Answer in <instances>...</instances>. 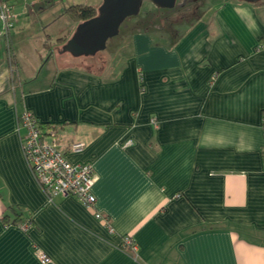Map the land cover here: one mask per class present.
Returning a JSON list of instances; mask_svg holds the SVG:
<instances>
[{"label":"crops","instance_id":"0c3cea01","mask_svg":"<svg viewBox=\"0 0 264 264\" xmlns=\"http://www.w3.org/2000/svg\"><path fill=\"white\" fill-rule=\"evenodd\" d=\"M7 1L22 33L11 64L0 34V264H264V4L219 0L182 33L133 31L96 69L47 56L49 0ZM24 109L70 162L91 163L92 208L48 201Z\"/></svg>","mask_w":264,"mask_h":264},{"label":"built area","instance_id":"2783aa9c","mask_svg":"<svg viewBox=\"0 0 264 264\" xmlns=\"http://www.w3.org/2000/svg\"><path fill=\"white\" fill-rule=\"evenodd\" d=\"M14 13L7 0H0V34H6L14 25ZM18 126L23 129L21 145L26 161L39 186L45 192L48 201L56 196L72 195L86 208H92L95 196L91 191L94 182L91 163H72L64 155L56 140V130L53 126L42 128L36 116L27 109L18 115ZM82 143L72 145L73 150H79ZM264 154V153H263ZM94 217L102 220L108 229L112 227L106 216L94 211ZM26 230L29 222L20 224ZM121 248L137 253V246L129 235L122 236ZM42 263L50 261L49 256L39 248L35 249Z\"/></svg>","mask_w":264,"mask_h":264},{"label":"rangeland","instance_id":"374dc122","mask_svg":"<svg viewBox=\"0 0 264 264\" xmlns=\"http://www.w3.org/2000/svg\"><path fill=\"white\" fill-rule=\"evenodd\" d=\"M20 1L21 0H19V1L15 0L16 3L20 2ZM96 1L95 0H55L53 5L51 4L52 10H55L56 13L54 14V16L52 18H50L47 22H45V24L43 26V31H42L44 40H46L49 43V45L46 44L47 45L46 49H48L47 56L52 55L51 58H54L58 54H63L65 58H69V59L73 58L75 60L77 59V60H81V61H85V62H90L97 69L102 65V63L108 62V60H110V58L113 57L114 53L118 52L119 54H121V52H124L126 50L127 42H128L127 40L131 34V31H129V29L136 28V27H134V25L136 24L135 23L136 18H134L132 16L125 19L122 22V24L119 27V33L107 41L106 48L104 50L96 53L95 55L75 57V56L70 55L67 52H62V53L58 52V49L60 48L61 43L57 44L56 39L58 38L59 40L60 39L66 40L71 35V33H69L68 31L72 32L78 23V22L72 20L67 14L64 13V11L62 10L63 7L66 6L65 7V9H66L69 5L81 4V3L82 4H87V3L88 4H94L95 7H97L102 0H100L99 3H98V0H96ZM184 1L185 0H176L175 6L173 8L165 9V10L169 11V14L171 13L165 19L166 21H164L167 24L171 23L170 26L168 27L169 29L164 27L165 24H164V22H162V24L160 23L161 26H159V25L157 26L160 29L152 28V29H149L148 32H151V33L152 32L153 33L164 32V33H166L172 29L176 33H177V31L179 33H182L184 31V29L187 28L188 24L191 21H194L192 19H195L197 14L200 15V14H203L206 10L214 9V5H216V3L219 0H203L201 2V4L199 5V9L197 8L196 10L194 7L200 1L195 2V3L192 2V7H190V10L186 9V4L184 6L182 5L183 3H185ZM259 2H262L264 4V0H260ZM59 9H61V12L58 11ZM156 9L157 8H155L150 2L144 1L140 7L139 13L136 16H139V15L145 16L146 12L152 14V13H154V11ZM151 18H152V15H151ZM69 19H71L73 22L70 23ZM70 24H71L72 30H70V28L68 29V26ZM162 25H163V28H162ZM155 26H153V27H155ZM29 27H30V25L28 26V28ZM30 29H32V30H30ZM10 31H11V39H12L11 48H10L9 42L7 40L9 32H7L6 34H2L4 37L7 38L6 40H7V45H8V62H9V64H11V62H12L11 49L12 50L15 49V44H16L15 42L17 40L19 41L17 35H18V33H19V35L22 33L19 28H13L12 27L10 29ZM16 32H18V33H16ZM29 32H31V33L35 32V29L33 26H31L29 28V30L24 31L22 34V37H24L23 35H26ZM23 48L25 49L26 45H23ZM51 51H53V52H51ZM50 53H52V54H50ZM47 56H45L43 59L45 60ZM14 69H15V67H14ZM43 72H44V70H43Z\"/></svg>","mask_w":264,"mask_h":264},{"label":"water","instance_id":"95a60500","mask_svg":"<svg viewBox=\"0 0 264 264\" xmlns=\"http://www.w3.org/2000/svg\"><path fill=\"white\" fill-rule=\"evenodd\" d=\"M144 1L161 9L173 8L176 2V0H102L96 7V14L78 22L58 52H67L77 57L92 56L104 50L107 41L119 33L122 22L136 16ZM242 1L255 3L260 0Z\"/></svg>","mask_w":264,"mask_h":264},{"label":"trees","instance_id":"16d2710c","mask_svg":"<svg viewBox=\"0 0 264 264\" xmlns=\"http://www.w3.org/2000/svg\"><path fill=\"white\" fill-rule=\"evenodd\" d=\"M54 1L55 0H49V1H47V3H48V5H51L54 3ZM200 4L201 3H198L195 5V7H194L195 10L197 8L199 9ZM190 7H192V3H189L186 5V9L190 10ZM164 10L161 8H159V9L157 8L154 11V13H152V14L146 12L145 16H142V15L141 16L140 15L139 16H132V17L136 18V21H135L136 24L134 25V27H136V28H134V29L131 28V29H129V31H131V32L140 31V30L147 29L149 27H153L155 25H156L155 28L158 25L161 26L162 22L166 21L165 19L171 14V13L169 14L168 10H165V11ZM64 13L67 14L72 20H74L76 22H80L82 20H85V19H88V18L94 16L96 14V7L93 6L92 4H88V3L87 4H82V3L81 4H72V5H69L64 10ZM151 15H152V18H151ZM164 24H165L164 27L168 28L171 23L167 24L164 22ZM162 28H163V25H162ZM64 42H65V39H60V40L58 38L56 39L57 44H59V43L63 44Z\"/></svg>","mask_w":264,"mask_h":264},{"label":"flooded vegetation","instance_id":"af4514ba","mask_svg":"<svg viewBox=\"0 0 264 264\" xmlns=\"http://www.w3.org/2000/svg\"><path fill=\"white\" fill-rule=\"evenodd\" d=\"M197 1H198V0H185V1H184L185 3H183L182 5L184 6L185 4L187 5V4L192 3V2L195 3V2H197ZM199 1L202 2L203 0H199ZM188 2H189V3H188ZM201 2H199V3H201Z\"/></svg>","mask_w":264,"mask_h":264}]
</instances>
